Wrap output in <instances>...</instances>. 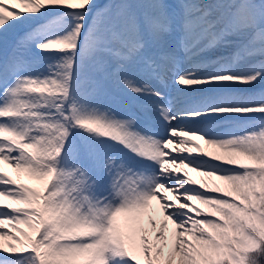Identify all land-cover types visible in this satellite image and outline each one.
<instances>
[{"label": "snow or ice", "instance_id": "obj_1", "mask_svg": "<svg viewBox=\"0 0 264 264\" xmlns=\"http://www.w3.org/2000/svg\"><path fill=\"white\" fill-rule=\"evenodd\" d=\"M0 264H264V0H0Z\"/></svg>", "mask_w": 264, "mask_h": 264}, {"label": "bare ground", "instance_id": "obj_2", "mask_svg": "<svg viewBox=\"0 0 264 264\" xmlns=\"http://www.w3.org/2000/svg\"><path fill=\"white\" fill-rule=\"evenodd\" d=\"M106 102H110V103H112L113 106H114V107H117V108H121V107H123V103H122L121 101H118V100H111V101H109V100H107V98H106ZM200 143H201L202 146H204L202 141H200ZM204 147L207 149V146H204ZM194 155H199V154H198V153H194ZM3 168H4L5 171H7V172L9 173V175H12V176L15 178L16 174H15V172H14L10 167H8L7 165H3ZM188 172H189V175H190L194 180H197L198 182H199L201 179H207V178H202V177L199 176L197 173L192 172L191 170H188ZM25 182H29V183H32L34 186H38V185L35 184L34 181H27V180H25ZM217 183H221V182L217 181ZM5 203H6V202H5ZM193 203H198V202L193 201ZM153 204L155 205V202H153ZM200 206L203 207V205H200Z\"/></svg>", "mask_w": 264, "mask_h": 264}, {"label": "rangeland", "instance_id": "obj_3", "mask_svg": "<svg viewBox=\"0 0 264 264\" xmlns=\"http://www.w3.org/2000/svg\"><path fill=\"white\" fill-rule=\"evenodd\" d=\"M34 182H35V181H34ZM35 184L38 185L37 182H35ZM5 202L7 203V201H5Z\"/></svg>", "mask_w": 264, "mask_h": 264}]
</instances>
